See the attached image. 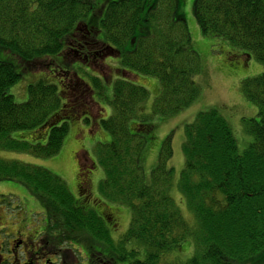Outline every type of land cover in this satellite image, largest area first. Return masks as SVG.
<instances>
[{"label":"trees","instance_id":"1","mask_svg":"<svg viewBox=\"0 0 264 264\" xmlns=\"http://www.w3.org/2000/svg\"><path fill=\"white\" fill-rule=\"evenodd\" d=\"M145 3L0 0V151L52 157L60 151L69 123L97 116L92 90L88 96L83 88L78 89L73 97L65 88L71 79L66 76L70 65L77 63L78 69L84 64L65 54L71 39L89 42L103 33L106 44L118 51L120 74L113 85V113L101 120L112 139L100 143L97 151L105 172L100 191L107 199L132 208L125 239L136 240L143 257L133 256L126 241L113 244L105 233L96 231L100 229L97 221L76 206L66 183L51 171L0 157V182H19L38 198L46 212L44 227L56 248L65 241L84 244L93 252L108 245L110 250L100 248L129 264H161L167 253L183 248L191 238L196 253L187 264H264V0L194 1L202 33L228 41L238 57L254 56L263 72L241 85L245 97L259 110V118L245 123L246 131L253 135L247 149L239 151L232 128L218 109L200 112L185 126L184 168L177 189L193 216L189 225L171 194L174 170L167 169L173 155L170 138L147 180L140 155L144 134L151 127L143 122L132 133L128 123L149 95L132 72L158 80L160 91L152 114L169 117L188 108L200 95L195 80L200 60L179 12L181 0H156L147 13ZM95 16L99 22L95 23ZM82 24L89 26L91 34ZM85 64L92 65L90 61ZM38 69L47 71V80L32 83L28 100L17 103L10 88L24 71ZM91 77L101 91L106 78ZM23 131L34 132L33 142L13 137Z\"/></svg>","mask_w":264,"mask_h":264},{"label":"rangeland","instance_id":"2","mask_svg":"<svg viewBox=\"0 0 264 264\" xmlns=\"http://www.w3.org/2000/svg\"><path fill=\"white\" fill-rule=\"evenodd\" d=\"M155 1L156 0H146L144 7L145 11L152 6ZM194 1L195 0H181L179 12L184 16L188 24L192 49L199 56L200 72L196 76V81L200 87V95L194 103L176 115L170 117L152 116L153 104L158 95L157 92L158 89H160V84L156 78L142 75L138 83L149 90V96L147 100H144L140 104L138 115L129 122V128L132 133H135V131L140 128L138 121L144 120L143 117L148 118L147 125L151 127L149 133L144 134V146L141 151V165L147 180L150 179L151 172L158 166L159 156L164 142L167 138H170L173 155L168 162V167L174 169L171 194L178 207L181 209L182 215L188 225L193 223V217L189 211H187L188 209L185 205L184 198L177 189L178 179L184 168L183 143L185 141V126L194 122L200 112L218 109L232 128L239 151L247 149L253 141V135L246 131L245 123L246 121L259 118V110L253 102L245 97L241 85L243 81L253 79L263 72V65L254 56H250L249 60L246 56L238 57L235 55V52L231 50L233 47L228 41L219 37L207 36L202 33L194 13ZM99 15L98 19L103 16V13ZM96 20L97 17L95 16V23ZM97 21L99 22V20ZM99 36H103V33ZM245 59L248 60L247 63ZM106 63L118 66L119 59L110 56L106 59ZM79 67L77 69V63H72L70 65V68L74 69V71H79L82 76H85L84 78H89V75H84L83 70L79 69ZM86 67L91 75L99 77L103 75L102 72L93 65L89 64L86 65ZM46 73L47 71H42L41 69L34 72L24 71L23 77L10 88V93L14 96V100L17 103L26 102L29 98V86L37 82L40 78L47 80V78H45ZM110 76V80L105 79L104 90L99 91L93 88L91 95V98L96 102V104H93L94 112L98 114V112L102 111L101 117L97 116L95 120L99 122L100 128H90L91 125L90 123H86L88 122L87 120L83 123H76L70 126L64 138L62 148L52 157H29L25 155V153H19L17 151H0V157L21 160L51 171L64 180L70 192L74 195L78 172L77 153L81 160L86 159L89 164H91V162L87 160L86 157L90 158L91 156V158L97 162L96 150L98 144L111 141V135L104 130L101 125V120L108 119L113 113V106L110 101L113 97V85L114 81L118 78V72H113ZM51 81L56 82L54 79ZM97 104L102 109L101 111H99ZM13 137L33 142L34 132H16L13 133ZM86 153L89 155H86ZM92 174L98 182L104 177V173L98 164L96 171ZM3 182L4 181L0 183ZM18 183L19 182L16 181L4 182L0 186V191L13 194L17 190H22L24 186ZM16 194L22 195V192L19 191ZM9 198L10 201H13V197ZM108 205L117 211L119 215V232L125 233L129 229L132 221L131 208L121 204ZM9 210L13 211L10 207ZM38 210L42 209L38 207ZM39 219L42 220L43 216L41 215ZM2 221V224L0 223V230L3 228V231L0 237L6 239L7 236H5V234L10 233L13 229L10 221L6 220L4 216ZM6 226L7 229L5 228ZM8 227L11 228L8 229ZM181 247V249L177 248L167 253L162 259L163 261L161 264H187L188 260L196 253V243L189 238Z\"/></svg>","mask_w":264,"mask_h":264},{"label":"flooded vegetation","instance_id":"3","mask_svg":"<svg viewBox=\"0 0 264 264\" xmlns=\"http://www.w3.org/2000/svg\"><path fill=\"white\" fill-rule=\"evenodd\" d=\"M82 26L86 31L89 28L87 24ZM87 34L91 33L87 31ZM65 47H67L64 50L65 54L67 53L73 59L78 58L82 61L84 64L80 65L79 69L83 70L84 75H89V78H84L85 76H82L79 71L72 69L66 73V76H71V79H68V87H65L69 96L74 97L80 92L78 89L81 88L85 93H88L89 90L93 92L94 85L91 76L94 75H91L90 71L86 69L87 67H84L87 65L86 62L90 61L95 68L101 70L103 74L101 78L110 80L111 73L118 72L119 74L120 61L118 66L106 63L108 57L118 58L119 53L112 46L106 44L104 36H95L89 42L80 41L79 43L76 39H71ZM78 48L81 50L86 48V51H78ZM103 90L104 88L101 91ZM96 123L98 124V122ZM96 169L85 159L82 162L79 161L75 194L71 193V195L76 206L97 221L99 224L97 227L100 229L97 228L96 231L105 233L114 242L113 244H118L120 241L124 242L127 231L125 233L119 232V215L108 205L112 204L111 201L100 193V181H96L92 174ZM0 194H2L1 191ZM16 197L22 203L23 209L17 213H8L3 206L10 201L7 196H0V223L2 224L4 216L6 220L10 221L13 229L10 233L5 234L6 239L0 237V264H112L113 262L129 264L114 252H109L110 256H108L107 252L100 248L110 250L108 245L95 246L96 250L90 246L95 250L93 252L87 249L84 244L65 241L56 248L55 241L47 235V230L44 227L45 219H39L41 215L44 217V213L36 211L38 202L25 192H22V195L16 194ZM5 228L7 229V226ZM2 231L3 228L0 230V234ZM50 232L57 235L55 230H50ZM89 233L93 235L91 231Z\"/></svg>","mask_w":264,"mask_h":264}]
</instances>
